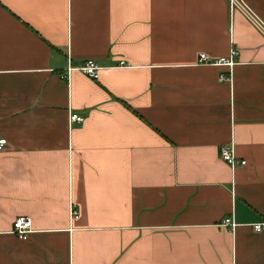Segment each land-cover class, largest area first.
I'll return each mask as SVG.
<instances>
[{
  "label": "crops",
  "instance_id": "1",
  "mask_svg": "<svg viewBox=\"0 0 264 264\" xmlns=\"http://www.w3.org/2000/svg\"><path fill=\"white\" fill-rule=\"evenodd\" d=\"M0 137V264H264V36L228 0H0Z\"/></svg>",
  "mask_w": 264,
  "mask_h": 264
},
{
  "label": "built area",
  "instance_id": "2",
  "mask_svg": "<svg viewBox=\"0 0 264 264\" xmlns=\"http://www.w3.org/2000/svg\"><path fill=\"white\" fill-rule=\"evenodd\" d=\"M231 8H238L241 10L246 18L263 34L264 36V21L250 8V6L243 0H228ZM237 55V51L232 49L228 57H223L217 60H211L205 54H199L198 63L200 64H211V65H222L231 68L234 64V59ZM123 65V62H120ZM99 65L93 59H87L81 66L77 67L80 72L89 78H97ZM75 68L68 64L64 77H68L69 73ZM220 79H225L221 76ZM70 122H82L83 117L77 114H71L69 117ZM7 144L5 138L0 137V150H2ZM219 158L226 162L231 167L237 165H244L245 160H238L234 155L232 147L221 146L219 148ZM72 214L76 217V212L73 211ZM222 225L226 227L233 228L236 224L233 222L231 217H227L222 221ZM252 228L255 232L264 231V222L252 224ZM31 231V219L28 216H18L12 222V233L15 234L20 239H25L29 232Z\"/></svg>",
  "mask_w": 264,
  "mask_h": 264
}]
</instances>
